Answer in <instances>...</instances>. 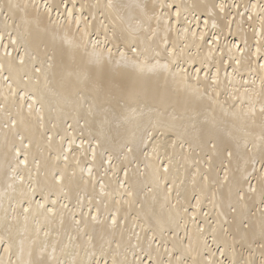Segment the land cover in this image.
<instances>
[{"label":"bare ground","instance_id":"obj_1","mask_svg":"<svg viewBox=\"0 0 264 264\" xmlns=\"http://www.w3.org/2000/svg\"><path fill=\"white\" fill-rule=\"evenodd\" d=\"M0 264H264V0H0Z\"/></svg>","mask_w":264,"mask_h":264},{"label":"rangeland","instance_id":"obj_2","mask_svg":"<svg viewBox=\"0 0 264 264\" xmlns=\"http://www.w3.org/2000/svg\"><path fill=\"white\" fill-rule=\"evenodd\" d=\"M233 2H235V1H233ZM230 11H232V10H230ZM39 198H37V200H38Z\"/></svg>","mask_w":264,"mask_h":264}]
</instances>
